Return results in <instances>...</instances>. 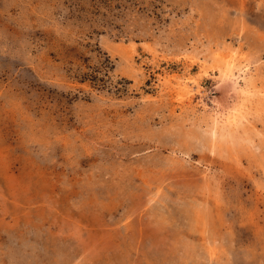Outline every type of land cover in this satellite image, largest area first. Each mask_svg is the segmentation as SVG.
I'll use <instances>...</instances> for the list:
<instances>
[{"label": "rangeland", "instance_id": "374dc122", "mask_svg": "<svg viewBox=\"0 0 264 264\" xmlns=\"http://www.w3.org/2000/svg\"><path fill=\"white\" fill-rule=\"evenodd\" d=\"M222 45L263 88L264 0H0V264H264V93L160 87Z\"/></svg>", "mask_w": 264, "mask_h": 264}, {"label": "bare ground", "instance_id": "6f19581e", "mask_svg": "<svg viewBox=\"0 0 264 264\" xmlns=\"http://www.w3.org/2000/svg\"><path fill=\"white\" fill-rule=\"evenodd\" d=\"M144 47L146 53L155 57L158 55V51L151 44L147 43ZM188 55L184 57L189 62L188 68L195 66L194 64L197 63V72L177 77L176 80L168 76L161 77V89L174 88L175 98L181 102L185 98L193 96L196 92L201 93V81L203 78L216 77L219 83L218 86L225 84L229 86V98L233 99L234 103L232 102V105L229 103L223 105L220 99H213V121L216 124L221 119L224 124L228 125L242 122L249 113L251 102L264 93V87L257 85L258 77L249 74V65H243L239 61V47L231 49L229 46L222 45V47H218L210 54L207 53V56L203 58L198 54L191 53Z\"/></svg>", "mask_w": 264, "mask_h": 264}]
</instances>
